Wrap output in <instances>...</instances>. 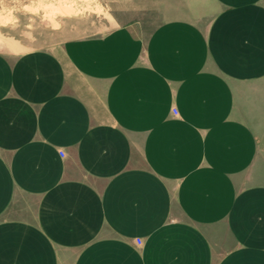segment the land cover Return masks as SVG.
<instances>
[{
	"label": "crops",
	"instance_id": "obj_1",
	"mask_svg": "<svg viewBox=\"0 0 264 264\" xmlns=\"http://www.w3.org/2000/svg\"><path fill=\"white\" fill-rule=\"evenodd\" d=\"M211 4L0 50V264H264V0Z\"/></svg>",
	"mask_w": 264,
	"mask_h": 264
},
{
	"label": "rangeland",
	"instance_id": "obj_2",
	"mask_svg": "<svg viewBox=\"0 0 264 264\" xmlns=\"http://www.w3.org/2000/svg\"><path fill=\"white\" fill-rule=\"evenodd\" d=\"M211 7V0H0V50L42 48L119 22L146 35L161 21Z\"/></svg>",
	"mask_w": 264,
	"mask_h": 264
},
{
	"label": "built area",
	"instance_id": "obj_3",
	"mask_svg": "<svg viewBox=\"0 0 264 264\" xmlns=\"http://www.w3.org/2000/svg\"><path fill=\"white\" fill-rule=\"evenodd\" d=\"M62 154V153H61Z\"/></svg>",
	"mask_w": 264,
	"mask_h": 264
}]
</instances>
